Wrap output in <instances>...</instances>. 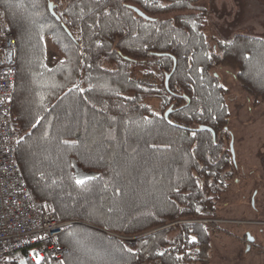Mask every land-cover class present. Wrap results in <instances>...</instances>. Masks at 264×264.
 <instances>
[{"label": "trees", "instance_id": "obj_1", "mask_svg": "<svg viewBox=\"0 0 264 264\" xmlns=\"http://www.w3.org/2000/svg\"><path fill=\"white\" fill-rule=\"evenodd\" d=\"M197 1L0 0L15 41L17 161L66 223L49 264H211L216 231L202 220L244 179L215 69L264 102V38H208Z\"/></svg>", "mask_w": 264, "mask_h": 264}, {"label": "rangeland", "instance_id": "obj_2", "mask_svg": "<svg viewBox=\"0 0 264 264\" xmlns=\"http://www.w3.org/2000/svg\"><path fill=\"white\" fill-rule=\"evenodd\" d=\"M194 5L207 12L208 38L227 40L235 34L264 38V0H198ZM45 42L47 64L51 66L59 56L50 41ZM215 72L226 89L228 129L233 137L230 143L244 179L220 198L221 212L210 240L211 264H264V102L253 106L231 71L218 68ZM75 169L77 180L91 176ZM246 233L254 238L253 243L242 238Z\"/></svg>", "mask_w": 264, "mask_h": 264}, {"label": "built area", "instance_id": "obj_3", "mask_svg": "<svg viewBox=\"0 0 264 264\" xmlns=\"http://www.w3.org/2000/svg\"><path fill=\"white\" fill-rule=\"evenodd\" d=\"M16 80L15 41L0 28V264H49L65 248L60 237L66 223L56 219L50 205L36 201L16 157L19 135L12 115ZM206 226L214 220H202ZM264 225V222L261 223ZM246 242L247 239L245 240ZM249 243V242H248ZM250 244V243H249Z\"/></svg>", "mask_w": 264, "mask_h": 264}, {"label": "water", "instance_id": "obj_4", "mask_svg": "<svg viewBox=\"0 0 264 264\" xmlns=\"http://www.w3.org/2000/svg\"><path fill=\"white\" fill-rule=\"evenodd\" d=\"M132 9H133V11H135V12L137 13L138 16H140V17H142V18H144V19H149L147 16H145V15H144L141 11H139L138 9H136V8H132ZM49 11H50V13H51L52 15H54V14H53V10H52V8H51V5H49ZM56 19H57V17H56ZM174 67H175V61L173 62V68H172L171 72L165 76L164 84H165V87H166V88L168 87V81H169V78H170L171 74H172L173 71H174ZM168 114H169V111H166V112L164 113V117L167 118ZM199 129H200V130H209V131H211V130H210L209 128H207V127H199ZM211 132H212V131H211ZM212 133H213V132H212ZM213 135H214V134H213ZM230 151H231V153H232V155H233V157H234V151H233V145H232V142L230 143ZM245 236H246V239H247V241H248L249 243H253V242H254V238H253L252 236H250L249 233H246Z\"/></svg>", "mask_w": 264, "mask_h": 264}, {"label": "flooded vegetation", "instance_id": "obj_5", "mask_svg": "<svg viewBox=\"0 0 264 264\" xmlns=\"http://www.w3.org/2000/svg\"><path fill=\"white\" fill-rule=\"evenodd\" d=\"M233 139V137L231 136V134H230V140H229V144H230V141ZM228 144V145H229ZM235 154V153H234ZM236 157V156H235ZM255 195H256V191H254V193L251 195V197H250V203H251V205H252V207H253V205H254V198H255ZM262 212H264V205H263V209H262Z\"/></svg>", "mask_w": 264, "mask_h": 264}]
</instances>
